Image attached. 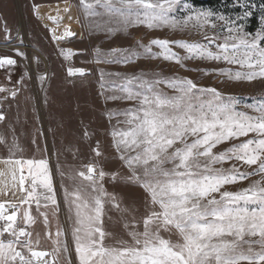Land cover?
I'll list each match as a JSON object with an SVG mask.
<instances>
[{"label":"rangeland","instance_id":"1","mask_svg":"<svg viewBox=\"0 0 264 264\" xmlns=\"http://www.w3.org/2000/svg\"><path fill=\"white\" fill-rule=\"evenodd\" d=\"M61 1H69L75 8L76 27L75 35L58 42L51 27L38 18L35 9L40 4L50 6ZM205 1L179 0L170 15L177 21H186L197 13L211 12L215 28L211 25L197 28L191 22L184 28H148L131 23L125 26L118 16L108 13L95 0H0V59L8 56L16 61L14 65L0 66V88L4 89L0 91V116L3 117L0 119V203H5L6 214L12 211L9 203L17 204V226L31 232L33 248L47 251L50 264H80L73 235L77 224L71 194L78 189L91 192L88 186L93 182L102 185L110 194L103 198L106 245L116 246L119 240H129L127 233L134 225L143 231L142 219L149 207L145 202L147 194L127 180L131 170L120 158L122 155H135L138 150L125 149L123 145L118 147L120 137L113 135L130 127L126 123L130 116L123 113L138 109L141 104L139 99H127L128 92L124 89L129 79L138 76L147 81L187 78L200 89H216L225 101L234 98L237 111L259 115L250 106L264 100V78L235 80L220 72L250 69L223 60L200 58L183 59L178 64L154 57L153 53L161 51L158 46L151 45V53H145L144 48L139 46L150 45L154 39L207 44L205 37L215 38V43H223L228 36L227 27L232 26H226L225 20L242 26L240 34L249 41L258 32L264 34V3L261 0H221L218 3L214 0L213 4H200ZM84 2L93 4L91 12L85 10ZM245 12H251V15L245 16ZM221 16L225 20L218 19ZM58 30L60 34L64 32ZM210 47L217 51L215 44ZM172 49L181 57L187 56L184 49L174 45ZM69 69L84 71L83 74L75 72L73 75ZM128 87L133 91H142L135 81ZM155 88L168 96L177 95L166 83L157 84ZM254 138H257L256 134L249 133L247 137L218 145L213 152L224 151ZM187 139L190 142L194 138ZM16 160H32L33 172L39 161L46 162L55 205L44 199L45 195L52 194L42 185L37 188L39 207L35 201H30V209L27 204L21 203L27 198V193L19 185L21 173L19 166L13 163ZM199 163H207V158H200ZM233 164L244 173H254L258 168V165L249 166L236 160L213 167L230 169ZM89 166L95 168L91 174L93 181L79 175L80 172L88 175ZM165 167L171 168L172 165L166 164ZM13 171L16 180L12 178ZM100 171L105 173L103 179L99 177ZM115 173L119 175L113 179ZM23 174L27 177L24 188L30 189L32 177L26 163ZM256 181H264V174L251 175L235 184L225 185L221 192H238ZM213 195L219 199L218 193ZM25 210L30 211L34 223L22 221ZM45 215L47 224L44 222ZM2 225L3 221H0ZM58 230L61 232L59 238L56 237ZM160 234L173 242L180 239L175 232L170 234L162 230ZM10 238L8 234L0 237L5 240ZM24 239L21 237V240ZM57 239L59 245L54 243ZM253 248L260 251L258 245H253ZM246 249L247 245L244 246ZM24 252L29 255L26 249Z\"/></svg>","mask_w":264,"mask_h":264},{"label":"snow or ice","instance_id":"2","mask_svg":"<svg viewBox=\"0 0 264 264\" xmlns=\"http://www.w3.org/2000/svg\"><path fill=\"white\" fill-rule=\"evenodd\" d=\"M95 2L102 5L108 13L118 16L125 26L131 23L143 24L148 28H184L191 22L197 28L206 25L216 27L211 19V12L197 13L195 17L189 16L186 21L175 20L170 14L179 0ZM84 8L91 12L93 4L84 2ZM244 15L249 16L251 12H245ZM218 19L225 20L222 16ZM229 24L232 26L227 27L228 36L223 43H215V38L205 37L207 44L154 39L150 45L139 46L144 48L145 53H151V45L158 46L161 51L153 53L154 57H162L178 64L183 59L200 58L223 60L251 70H220L221 74L231 79L251 81L257 77L264 78V34L258 32L249 41L240 34L242 26L235 21L225 20V25ZM65 35L70 37L75 33L66 30ZM62 38L54 36V39ZM211 44H215L217 51L212 50ZM173 45L184 49L187 56L181 57L173 51ZM15 63L11 58L0 59V66ZM83 71L75 70L80 74ZM69 72L75 74L72 69ZM134 81L142 91H133L128 87ZM160 83H166L177 95L168 96L159 92L155 85ZM124 90L128 92L127 99H139L141 104L138 109L123 113L130 116L126 121L130 127L114 132L113 135L120 137L118 147L123 145L125 149L138 150L135 155H122L120 158L131 170L127 180L147 194L145 202L149 207L142 219L143 231H139L138 225H134L127 233L129 240H119L116 246L106 245L102 219L103 198L110 194L95 182L88 186L91 192L87 189L76 190L71 194L74 197L77 224L73 235L80 264H264V181L253 182L249 188L238 192H221L225 185L235 184L251 175L264 174V100L258 105L250 106L259 113L251 116L236 110L237 101L234 98L225 101L216 89H200L187 78L147 81L138 76L129 79ZM0 91L4 89L0 88ZM12 95L15 96L16 93L13 92ZM205 96L208 98H202ZM0 119L3 117L0 116ZM249 133H255L257 138L234 144L218 153L213 152L218 145L247 137ZM188 137L194 139L189 142ZM202 157L207 158V163L203 165L199 163ZM231 160L242 161L249 166L258 165V168L254 173H244L235 164L230 169L213 167ZM13 163L19 166L21 174L18 182L27 193L22 204H27L30 209V201H35L39 207L37 188L41 185L52 194L45 195L44 199L56 204L45 161L41 160L36 164L35 172L32 160H16ZM25 163L29 176L32 177L30 189L24 188L27 179L23 174ZM166 164H171L172 167L167 168ZM87 171L88 175L85 172H80L79 175L85 180L93 181L91 174L95 172V168L89 166ZM104 175L100 171L101 179ZM118 175L119 173L113 174V179ZM12 178L17 179L15 171ZM216 193L219 194V199L213 195ZM8 207L13 211L6 214L5 203H0V221H3L0 237L5 234L11 237L0 239V264H49L45 259L49 253L35 250L31 232L26 231L25 227L17 226V204L9 203ZM21 219L26 224L35 222L29 210L23 211ZM44 222L48 223L46 215ZM162 230L170 234L175 232L180 239L176 242L166 239L160 234ZM60 236L61 232L58 230L56 237ZM21 237L25 239L21 240ZM228 237L232 239H227ZM36 243L38 245L39 241ZM54 243L59 245V239ZM253 245H258L260 251H255ZM25 249L29 255L25 254Z\"/></svg>","mask_w":264,"mask_h":264},{"label":"bare ground","instance_id":"3","mask_svg":"<svg viewBox=\"0 0 264 264\" xmlns=\"http://www.w3.org/2000/svg\"><path fill=\"white\" fill-rule=\"evenodd\" d=\"M38 18L46 25H49L53 31L55 37H63L62 39H56L58 42H63L68 36L65 35L66 30L71 32L75 31L76 27V12L75 8L69 3V1L57 2L54 5L40 4L35 9ZM60 31H64L62 34ZM13 211V209H11ZM48 260L49 264L51 261Z\"/></svg>","mask_w":264,"mask_h":264},{"label":"trees","instance_id":"4","mask_svg":"<svg viewBox=\"0 0 264 264\" xmlns=\"http://www.w3.org/2000/svg\"><path fill=\"white\" fill-rule=\"evenodd\" d=\"M217 3L220 2L221 0H216ZM264 3V0H261ZM214 0H207L205 2H200V4H213ZM215 3V2H214Z\"/></svg>","mask_w":264,"mask_h":264},{"label":"water","instance_id":"5","mask_svg":"<svg viewBox=\"0 0 264 264\" xmlns=\"http://www.w3.org/2000/svg\"><path fill=\"white\" fill-rule=\"evenodd\" d=\"M2 58H11V59H13L12 57H8V56L2 57ZM2 58H1V59H2Z\"/></svg>","mask_w":264,"mask_h":264}]
</instances>
